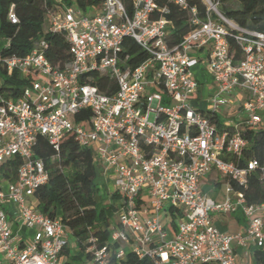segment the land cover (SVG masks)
Masks as SVG:
<instances>
[{
	"label": "built area",
	"instance_id": "2783aa9c",
	"mask_svg": "<svg viewBox=\"0 0 264 264\" xmlns=\"http://www.w3.org/2000/svg\"><path fill=\"white\" fill-rule=\"evenodd\" d=\"M165 1L188 17L190 30L178 43L170 41ZM203 2L202 16L187 0H131L130 13L123 0H100L89 8L94 12L60 2L46 14L43 34L64 37L69 64L49 60L44 35L24 55L0 51V264H121L127 253L151 264H261L252 255L264 252V202L248 203L231 183L245 187L253 174L264 180V163L232 160L248 149L241 130L263 122L264 32L223 16L218 0ZM8 18L17 22L13 11ZM228 36L240 45L238 59ZM125 37L147 55L137 65L121 55ZM197 71L212 81L208 110L192 104ZM93 74L114 80V91L92 84ZM12 75L24 85L6 82ZM221 108L235 110L231 130L210 119ZM83 109L90 110L89 121H76ZM70 131L92 149L102 179L118 196L104 241L89 235L78 245L59 216L36 205L34 192L48 172L32 148L42 136L58 150ZM15 157L20 164L10 179L2 166ZM211 170L225 178L222 201L199 188ZM239 210L243 232L221 231L211 221L212 213Z\"/></svg>",
	"mask_w": 264,
	"mask_h": 264
},
{
	"label": "trees",
	"instance_id": "16d2710c",
	"mask_svg": "<svg viewBox=\"0 0 264 264\" xmlns=\"http://www.w3.org/2000/svg\"><path fill=\"white\" fill-rule=\"evenodd\" d=\"M60 2L64 4L75 3L83 11L88 12L93 5H99L100 0H0V36L6 40L2 47L3 54L24 55L30 51L33 41L40 36L48 41L49 47L46 55L49 60L64 67L72 61L68 42L61 34H43V24L46 14L57 7ZM129 13L132 10L131 0H123ZM166 2V1H165ZM189 5L198 9L199 15H204L203 0H187ZM169 12L166 17L173 22L170 36L172 43H178L190 30L187 23L186 11L172 2H166ZM219 12L228 19L236 21L239 27L264 32V0H218ZM13 11L17 22L12 23L8 13ZM236 33V31H232ZM230 51L235 59L240 58L241 48L237 41L228 36ZM122 56H128L127 63L137 65L147 58L140 46L130 37H125ZM202 74V73H201ZM197 73L199 84L203 76ZM24 85V80L12 75L6 79L11 83ZM92 84L97 85L105 93L115 89L114 80L106 75L93 74ZM12 95L16 96L17 93ZM90 110L83 109L76 114V121H89ZM219 129L231 130L227 125L218 121L216 114L210 117ZM243 136L248 140V149L239 158H232L237 165L242 166L250 158L264 163V129L243 128ZM34 157L42 158L48 172L47 183L37 188L34 198L38 209L45 215L54 218L59 216L67 226L75 242L80 245L89 235L96 236L104 241L109 234V219L105 213L106 207L100 204L98 195V182L101 180V168L94 162L92 149L78 144L73 132L64 134L58 150L53 149L45 137H38L32 148ZM20 158L15 157L2 166L3 175L14 178ZM233 188L243 193L248 203L264 202V180L257 174L249 177L245 187L231 183ZM116 193L110 194V199H117ZM114 211V204H111ZM169 225L174 227V214L169 210ZM255 263L264 264V252L253 251ZM121 264H151L147 259L139 260L132 253H127Z\"/></svg>",
	"mask_w": 264,
	"mask_h": 264
},
{
	"label": "crops",
	"instance_id": "0c3cea01",
	"mask_svg": "<svg viewBox=\"0 0 264 264\" xmlns=\"http://www.w3.org/2000/svg\"><path fill=\"white\" fill-rule=\"evenodd\" d=\"M89 12H94V10H88ZM199 72V71H197ZM201 74V73H200ZM202 83L199 84L197 93L195 95V98L192 100V104L195 106V108L200 110H208L207 108V100L210 95L212 81L210 76L207 73H202ZM203 87L204 91L206 92L205 98L198 97L199 88ZM203 91V92H204ZM204 94V93H202ZM237 104V103H236ZM235 106V105H234ZM228 110H231V108H226ZM218 121L222 123V120L220 119L219 115L217 114ZM208 175L207 181L204 180L205 176ZM206 175L201 177L199 179L198 185L202 192H204L206 195H208L207 192L204 190V185L208 187V190L211 191L210 193L213 194V196L208 195L209 197L213 198L216 201H222L224 198V187H225V178L222 177L216 170L209 171ZM103 180V179H102ZM107 190V189H106ZM107 192V191H106ZM108 195V192H107ZM110 198V195H108ZM211 221L213 224L220 229L221 231L226 232H237V231H244L246 228V220L243 217L242 213H239L238 211L230 214H224V213H212L211 214ZM18 225L16 222L12 223V231L13 233H17ZM239 253H242L241 250H238Z\"/></svg>",
	"mask_w": 264,
	"mask_h": 264
},
{
	"label": "rangeland",
	"instance_id": "374dc122",
	"mask_svg": "<svg viewBox=\"0 0 264 264\" xmlns=\"http://www.w3.org/2000/svg\"><path fill=\"white\" fill-rule=\"evenodd\" d=\"M48 17L49 16L47 15V18ZM46 23H47V19H45V21H44L43 28H44ZM5 43H6V40L0 36V51H1L2 47L5 45ZM203 91H204V89L201 86L199 88V93L197 95H198V97H200V98L202 97L204 99L206 92L205 91L203 92ZM202 93H204V94H202ZM218 115H219L220 119L222 120V124L228 125L230 122V119L233 118L235 115V110L234 109L228 110L226 108H221L220 111L218 112ZM262 116H263V122L261 124H259L256 129H264V113H262ZM152 118H153V116L151 115L150 119H152ZM240 128H242V127H240ZM207 179H208V175H206L205 179H203L204 183H205V181H207ZM203 188H204L205 192L208 193V195L213 196V194L210 193L211 191L208 190V187H206L204 185ZM106 191L108 192V195H110V193L112 191L111 182L105 181V180H102V181L100 180L98 182V195L100 196L99 203L104 204L106 207L109 206V208L105 209V213H106L108 219L110 221H113V220H116L117 215L112 210V208H110V207H111V204H115L117 200L116 199H114V200L110 199L109 196L107 195ZM238 212L241 213L240 210ZM162 217H164V215H162ZM108 227L110 228V224L108 225Z\"/></svg>",
	"mask_w": 264,
	"mask_h": 264
}]
</instances>
